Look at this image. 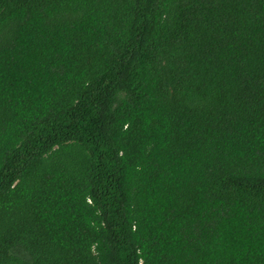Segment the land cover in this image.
<instances>
[{
    "label": "trees",
    "instance_id": "1",
    "mask_svg": "<svg viewBox=\"0 0 264 264\" xmlns=\"http://www.w3.org/2000/svg\"><path fill=\"white\" fill-rule=\"evenodd\" d=\"M0 264H264V0H0Z\"/></svg>",
    "mask_w": 264,
    "mask_h": 264
}]
</instances>
